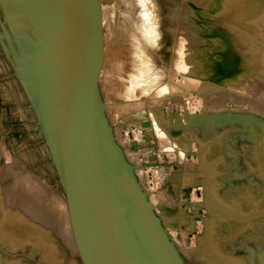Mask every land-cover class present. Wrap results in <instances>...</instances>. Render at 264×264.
Instances as JSON below:
<instances>
[{
    "label": "water",
    "instance_id": "water-1",
    "mask_svg": "<svg viewBox=\"0 0 264 264\" xmlns=\"http://www.w3.org/2000/svg\"><path fill=\"white\" fill-rule=\"evenodd\" d=\"M190 10L207 76L264 80V0ZM100 32L99 0H0V264H183L104 125ZM157 135L205 150L192 264H264V120L179 115Z\"/></svg>",
    "mask_w": 264,
    "mask_h": 264
},
{
    "label": "rangeland",
    "instance_id": "rangeland-1",
    "mask_svg": "<svg viewBox=\"0 0 264 264\" xmlns=\"http://www.w3.org/2000/svg\"><path fill=\"white\" fill-rule=\"evenodd\" d=\"M163 2L176 8L174 17L169 14V48L160 51L162 56L149 46L148 50V39L141 38L146 44L140 43L145 47L143 50L147 48V57L146 51L143 54L145 60L150 59L147 65L156 60L157 70L148 75L146 70L142 71L144 65L141 68L140 63L132 65L123 61L124 65L121 63L116 68L114 50L109 64L100 67L98 95L104 125L122 150L134 181L146 194L160 229L183 264H192L210 214L206 196L211 179L205 176L207 172L201 163L205 150L198 139L172 146L157 135L159 121L178 114L236 111L264 120V80L253 73L234 83L207 76L200 62L197 63L200 60L190 10V6L203 0ZM99 6L101 36L113 41L112 45L117 48L121 29L142 15L147 1L99 0ZM137 25L142 23L137 21ZM184 34L187 43L180 50L176 43ZM180 76L192 81L189 86H184ZM132 142L136 143L134 147Z\"/></svg>",
    "mask_w": 264,
    "mask_h": 264
},
{
    "label": "bare ground",
    "instance_id": "bare-ground-1",
    "mask_svg": "<svg viewBox=\"0 0 264 264\" xmlns=\"http://www.w3.org/2000/svg\"><path fill=\"white\" fill-rule=\"evenodd\" d=\"M147 1V7L146 10H144V12H142V15L137 16L136 19H133L134 23L130 24L128 27H124L125 29H121V32L119 33V36L121 38H119V40H117V48H115V44L112 45L113 41H109L106 40L104 36H101L100 33V55H99V65H98V77L97 79L99 80V73L101 71L100 67L103 66L105 67V65L109 64V58L110 55H112V53L114 54V50L116 53V59L115 57L113 58L115 61V65L113 63L114 66L119 67L123 62H127L129 64H139L142 66L144 65V69H142V71L146 70L147 72H145L146 74H152L154 71L157 70L156 65V60H153V62H151V64L149 63L147 65V63L150 61L149 58H146V60L143 58V54L145 53V51L147 50L148 46L150 48H152L153 52L158 53L159 55L163 56V52L160 51H165L169 48V37H170V33H171V28H169V14L172 15V13H174V11H176L175 6L174 7H170L169 5H166L163 1L164 0H146ZM138 2V1H137ZM141 2V1H140ZM176 5V4H175ZM137 6V5H136ZM139 6V5H138ZM142 6V5H141ZM182 7V6H181ZM134 9V8H133ZM131 10V9H130ZM131 12V11H130ZM135 11H133L134 13ZM139 12V11H138ZM132 13V14H133ZM131 14V13H130ZM125 15V14H124ZM174 15V14H173ZM172 15V17H174ZM125 17V16H124ZM129 17V16H127ZM135 17V16H134ZM131 18V16H130ZM132 20V19H131ZM136 21V22H135ZM137 21L141 22L142 25L138 26L137 25ZM126 22V21H125ZM132 22V21H131ZM129 21V23H131ZM118 24V23H117ZM122 25V23H121ZM124 25V24H123ZM122 25V27H123ZM126 26V25H125ZM146 26V27H145ZM171 27V26H170ZM145 30H144V29ZM180 37V36H179ZM182 37V38H181ZM176 43L177 48H179L181 50V45L185 46L186 42V35L184 34L183 36H181ZM141 38L143 39H148V45L146 50H143L144 48L142 47L144 44L141 41ZM142 39V40H143ZM174 40V39H172ZM144 41V40H143ZM146 44V40L144 41ZM174 42V41H173ZM141 43V44H140ZM144 44V45H145ZM173 48V47H172ZM149 50V48H148ZM151 51V50H150ZM111 53V54H110ZM150 53V52H149ZM148 53V54H149ZM154 53V54H155ZM179 53V52H177ZM153 54V55H154ZM115 55V54H114ZM146 57H147V51H146ZM153 57V56H152ZM147 59H149L148 62ZM152 61V60H151ZM192 61V60H191ZM101 62L103 63V65L101 64ZM120 62V63H119ZM200 61H198L197 63H199ZM158 63V62H157ZM196 64V62H195ZM122 65H124V63H122ZM128 65V64H127ZM163 65V64H162ZM197 65V64H196ZM113 67V66H112ZM139 67V66H138ZM156 67V69H155ZM193 68H195V66H192ZM118 68V69H119ZM137 68V67H136ZM108 69V68H107ZM114 69V68H113ZM117 69V70H118ZM122 69H124V67H122ZM119 69V70H122ZM116 70V69H114ZM113 70V71H114ZM126 70V69H125ZM133 70V69H132ZM111 71V73L113 72ZM123 71V70H122ZM173 71V70H172ZM143 72V73H144ZM119 73V72H118ZM133 73V72H132ZM142 74V73H141ZM140 74V75H141ZM150 74V75H151ZM126 75V74H125ZM143 75V74H142ZM136 76H138V74H136ZM128 77V76H126ZM134 77V76H133ZM139 77V76H138ZM145 77V76H144ZM150 77V76H149ZM152 77V76H151ZM137 78V77H136ZM135 79V78H134ZM180 81L183 80V84L184 86L188 84H190V82L188 79H185L184 77L180 76ZM179 80V79H178ZM120 81V80H119ZM179 82H177L178 84ZM176 84V85H177ZM175 86V83L173 84ZM182 85V82H181ZM180 85V86H181ZM193 85V84H192ZM173 86V87H174ZM179 86V84H178ZM182 85V87H184ZM191 86V85H190ZM249 88V87H248ZM169 90V89H168ZM192 94V93H191ZM179 100V99H178ZM182 103V102H181ZM171 116V115H170ZM176 116H179L176 115ZM171 117H174L173 115ZM145 123V122H144ZM146 124V123H145ZM200 219V218H199ZM190 222V221H188ZM187 222V223H188ZM191 224V222L189 223ZM198 237V236H197ZM199 238V237H198ZM200 240V239H199ZM199 242V241H198ZM183 246V245H182ZM188 246V245H187ZM186 250L188 249L186 247V245H184V247ZM199 248V247H198ZM189 250V249H188ZM198 250V249H196ZM192 251V250H191ZM188 253H191L190 250L188 251ZM192 254V253H191ZM194 255V253H193ZM196 255V254H195ZM194 255V256H195Z\"/></svg>",
    "mask_w": 264,
    "mask_h": 264
}]
</instances>
